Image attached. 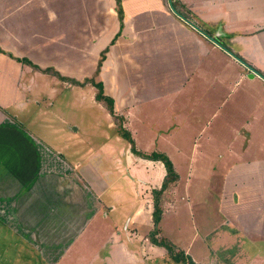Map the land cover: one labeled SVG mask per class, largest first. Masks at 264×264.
I'll return each mask as SVG.
<instances>
[{
  "label": "crops",
  "instance_id": "obj_1",
  "mask_svg": "<svg viewBox=\"0 0 264 264\" xmlns=\"http://www.w3.org/2000/svg\"><path fill=\"white\" fill-rule=\"evenodd\" d=\"M119 1L121 22L115 0H0V230L12 231L21 242L32 240L46 257L44 250L60 247L65 235L69 239L74 235L80 216L74 210L81 209L65 196L68 190L77 191L81 199L87 194L73 174L75 171L67 166L65 154L61 153L64 150L50 148L32 135L19 121L17 110L23 108L36 82H44L42 89H78L82 97L87 96L83 91L89 89L93 102L94 87L60 81L17 59L80 81L81 76L93 75L100 53L108 48L98 77L107 96L115 99L122 95V101L137 100V105L153 100L157 108L182 107L179 101L189 98L196 102L193 117H206L207 125L217 119L216 132L207 133L200 152L204 167L200 184L203 189L205 182L207 189L200 207L193 199L184 205L189 202L185 192L190 193L192 187L187 178L199 160V149L195 144L185 149L177 143L187 141L188 135L183 133L170 140L163 138L169 141L165 146L168 150L159 151L171 160L179 180L169 191L172 207L163 213L160 234L167 226L170 233L166 238L201 264L205 256L193 254V237H183L177 219L183 212L191 215L190 211L198 209L199 218L210 222L228 204L234 225L248 227L243 234L252 236L254 242H263L264 0H185L186 9L197 21L213 29L210 36L220 33L226 39L222 42L216 38L218 44L197 30L196 22L182 23L172 5H164L162 0ZM214 103L216 106L210 107ZM129 122L127 129L135 140L137 121ZM213 158L217 168H213ZM66 169L70 172L66 173ZM215 172L218 173L213 176ZM89 186L91 192L87 191L85 202L98 205L97 191L90 183ZM89 194L94 200L90 203ZM135 216H141L138 207L128 219ZM127 225L128 220L125 232L129 236L132 228ZM205 229V235L213 233L212 228ZM135 230L139 235L140 228ZM44 236L58 237L57 243L45 245ZM126 238V243L116 238L110 261L117 252L127 255L126 248L145 253V246L138 244L140 239ZM150 246V252L157 248L151 243ZM130 253L136 260L135 252Z\"/></svg>",
  "mask_w": 264,
  "mask_h": 264
},
{
  "label": "rangeland",
  "instance_id": "obj_2",
  "mask_svg": "<svg viewBox=\"0 0 264 264\" xmlns=\"http://www.w3.org/2000/svg\"><path fill=\"white\" fill-rule=\"evenodd\" d=\"M175 2L178 3L177 10L173 9L174 12H180L184 16L182 23L196 22L195 28L201 33L208 31L210 35L213 34L211 31L213 29L204 27L191 11L186 10L185 0H162L167 6ZM216 31H220L219 27ZM213 36L222 42L226 41L225 38H221L220 33ZM216 53L220 54L221 51ZM91 76H81V80ZM43 85L44 82H36V87L27 95V102L24 103L23 108L17 110L18 119L46 146L64 150L61 153L65 154L67 166L75 171L73 174L84 185L83 192L87 194H83L81 199L79 197L81 194H77V191L67 189L65 196L81 209V211L77 208L74 210V214L80 216L76 220L74 235L70 239L65 235L64 244L60 247L44 250L46 257L43 256L38 244L32 240L21 242L12 231L0 230V264H183L170 260L163 248L157 247L154 252L148 251V248H151L150 243L144 240L152 225V191L160 188L165 175L164 166L161 163L150 164L148 160L137 157L131 152L129 143L118 134L116 124L105 107L92 101L89 89L83 91L87 94V98L85 95L82 97L78 89L66 90L62 86L42 89ZM38 88L41 90L38 91ZM118 94L121 92L118 91ZM115 99H118L117 102ZM115 99H113L114 111L123 119V127L128 130L129 120L137 121L135 124L139 130L134 144L139 152L145 154L156 150L161 152L159 150L165 149L166 144L169 143L163 138L169 139L180 133L188 135L187 141L183 143L179 140L177 143L179 142L185 149H190L195 144V149L196 147L199 149L196 157L199 160H196L192 167L193 172L187 178L191 181L192 187L190 193L187 190L185 192L189 202H184V205L193 199L195 205L200 207L199 203L202 202L207 191L205 182L203 189L200 184L204 173L200 152L207 133H213L214 130L216 132L217 119L215 121L213 119L214 123L207 125L206 117L198 114L193 117L192 106L196 102H192L189 98L179 101L182 107H178L175 101L174 106L177 105L175 108L164 106L157 108L153 100L143 102L141 105H137V100L124 102L122 95ZM215 106L216 103L210 105V107ZM130 135L132 137L131 133ZM212 160L215 165L213 168H217L216 159ZM69 172L66 169V173ZM217 173H213V176ZM182 176L186 178L185 173H182ZM89 183L92 189L97 191L95 199L98 205L89 206L85 202L88 192H91ZM171 187L161 198L164 212L170 211L172 207V194L169 193ZM226 189L228 192L229 184H226ZM89 196L90 203L94 200L91 194ZM213 198L216 199L214 196ZM60 199L62 200L61 195ZM228 206L227 204V209L223 206L210 222L199 218L201 213L198 209L190 211L191 215L183 212L182 217H178L180 219H177V224L180 232L184 234L183 237L186 239L193 237L192 245L195 250L193 254L197 257L205 256L201 264H264V241L254 242L252 236H245L243 233L249 230L248 227L234 225L230 217L233 211L232 214H228L231 211ZM137 207L141 209V216L128 219L129 214ZM127 220V228H132L129 236L128 232H125ZM205 227L212 228L213 233L205 235ZM135 228H140L139 235ZM168 232L170 233V230L168 231L167 226L164 225L163 235L160 234V237H168ZM117 237L125 243L126 237L135 241L137 238L140 239L138 244L145 246V253H141L140 250L137 252L136 248H126L127 255L117 252L113 262L110 261L109 253L116 247ZM43 238L45 245L50 242L57 243L58 240V237L54 236ZM130 250L135 252L136 260L130 257Z\"/></svg>",
  "mask_w": 264,
  "mask_h": 264
},
{
  "label": "trees",
  "instance_id": "obj_3",
  "mask_svg": "<svg viewBox=\"0 0 264 264\" xmlns=\"http://www.w3.org/2000/svg\"><path fill=\"white\" fill-rule=\"evenodd\" d=\"M117 5V16L119 21H122V9L120 5L119 0H115ZM178 3H172L173 8H177ZM177 10V9H176ZM187 10V9H186ZM188 12V11H187ZM175 14L180 17L184 18L182 14L179 12H175ZM181 14V15H180ZM182 18V19H183ZM205 33H208L207 31H203ZM210 35V34H209ZM118 36V35H117ZM115 40V39H114ZM114 40L111 41V45L114 44ZM228 50V49H227ZM108 52V48L104 49L99 56V59L97 60V65L95 68V71L91 77L84 78L81 81H76L73 79H68L60 76L59 73H57L53 69H44L41 70L39 67L33 65L30 61L26 59H17L18 62L27 64L28 66L32 67L34 70L41 71L44 74H49L51 76H54L58 78L60 81L69 82L70 84L74 86L79 87H85L86 85H91L95 89V95L94 100L96 103L101 104L105 107L107 113L113 118L116 128L118 131V134L126 139V141L130 145L131 152L136 155L137 157H140L145 160L153 161V162H160L165 169V175L162 179V183L159 189H155L152 191V213H151V221H152V228L150 232L147 234L146 239L153 244L154 246L163 248L166 251L167 256L170 260L176 262V263H183V264H196L192 258L185 255V253L181 250H179L170 240L167 238L160 237V230L159 225L162 219V215L164 213L163 204L161 202V198L163 194L175 183L178 182L179 176L177 172L174 169V166L171 162V160L168 158L167 155L160 152H151L150 154H145L142 152H139L135 148L134 140L131 137L129 131H127L123 127V119L118 117L115 114L114 111V101L111 97L107 96L104 93V87L102 82L98 79L102 63L105 60V55ZM0 53H3V51L0 50Z\"/></svg>",
  "mask_w": 264,
  "mask_h": 264
},
{
  "label": "flooded vegetation",
  "instance_id": "obj_4",
  "mask_svg": "<svg viewBox=\"0 0 264 264\" xmlns=\"http://www.w3.org/2000/svg\"><path fill=\"white\" fill-rule=\"evenodd\" d=\"M204 34H205L206 37H208V38H213V39L217 42V44H218V40L215 39L214 36H210L209 33H204Z\"/></svg>",
  "mask_w": 264,
  "mask_h": 264
},
{
  "label": "water",
  "instance_id": "obj_5",
  "mask_svg": "<svg viewBox=\"0 0 264 264\" xmlns=\"http://www.w3.org/2000/svg\"><path fill=\"white\" fill-rule=\"evenodd\" d=\"M216 35H218V34H216ZM209 39H210V41H212V42L217 44V42L213 38H209Z\"/></svg>",
  "mask_w": 264,
  "mask_h": 264
}]
</instances>
